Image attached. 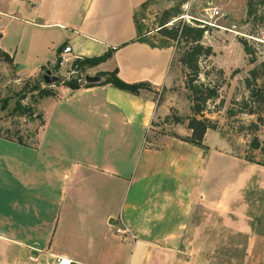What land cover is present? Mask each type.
<instances>
[{
  "label": "crops",
  "instance_id": "0c3cea01",
  "mask_svg": "<svg viewBox=\"0 0 264 264\" xmlns=\"http://www.w3.org/2000/svg\"><path fill=\"white\" fill-rule=\"evenodd\" d=\"M141 1L0 0V49L11 67L19 57L32 73L51 65L63 42L67 60L56 70L64 75L76 56L114 46L87 73L115 68L121 79L148 86L46 84L52 93L41 110L34 105L41 97L33 103L39 123L31 140L0 136V182L7 183L0 184V264H53L55 256L69 264H235L239 234L249 229L235 221V204L256 161L235 153L216 127L202 144L149 135L171 103L168 89L157 94L172 82L174 49L130 40ZM219 1L237 15L244 0ZM227 63H220L225 71Z\"/></svg>",
  "mask_w": 264,
  "mask_h": 264
},
{
  "label": "rangeland",
  "instance_id": "374dc122",
  "mask_svg": "<svg viewBox=\"0 0 264 264\" xmlns=\"http://www.w3.org/2000/svg\"><path fill=\"white\" fill-rule=\"evenodd\" d=\"M209 2L219 9V14L216 16L209 15V10L206 9ZM219 2V0H150L145 7L136 10V19L141 22V30L144 31L146 39L156 45L171 44L174 49L170 65L172 82L168 88L161 89L157 94V98L161 99L163 92L168 89L172 96L171 103L166 113L153 119V127L149 135L155 136L164 132L185 137L192 132L188 123L197 99L193 98L188 87L190 74L188 68H185L179 60L187 44L184 41L179 43L175 39L164 37L156 30L162 9L176 6L177 11L166 22L167 26L179 19L188 21L186 17H181L185 12L211 22L205 23L201 42L211 45L213 53L201 56L199 81L214 88L215 94L206 99L202 111L195 115L201 117L202 114L210 118V121L216 124L214 128L225 137L235 153L246 159L254 158L264 162V102L262 100L264 69L260 65V62H264V0H244L242 5L241 2L237 3V15L233 13V5H223ZM230 4L233 2L231 1ZM188 19L197 21L193 18ZM233 19L237 20L235 24H232ZM6 31L5 38L12 41L13 36H10L12 28L8 26ZM243 40L247 43L249 52L245 51ZM19 59L13 68L0 58V98L7 99L6 106L0 109V135L12 138L18 136L22 141H30L39 118H34L32 115L36 112L33 107L35 90H29L27 87L38 75L41 77V71L50 65H45L44 68L32 73L34 68L25 59L24 62L21 57ZM221 62H228L227 71L220 66ZM254 66L258 67V72L257 75L252 76L249 69ZM67 71L68 73H64L62 77L75 74ZM53 72L59 74L57 70ZM87 72L90 71L85 67L78 74L80 83L84 82L83 74ZM25 82L26 86L23 87ZM60 83L63 84L61 81ZM39 84L46 85L43 79ZM16 99H19L21 105L30 104L32 108L30 113L19 114L16 110L11 111ZM47 104V99L42 97L34 103L38 110ZM31 119H33L32 123L29 121ZM215 142L221 143V140ZM66 153L75 156L76 153L81 152ZM219 160L220 157L217 161ZM248 165L251 167L246 171L251 178H248L249 181L240 189L243 192L235 204L237 207L235 221L241 222L249 229H244L245 231L239 234L241 249L240 251L235 249L231 258L234 259L235 264H264V165L250 161ZM226 174L227 177H231L233 169H226ZM13 186L22 196H29L31 190L20 189L17 184ZM232 232L229 230L223 234L228 237L232 236ZM236 236L238 237L237 234L234 237ZM245 246L248 248L246 250L249 253L248 257Z\"/></svg>",
  "mask_w": 264,
  "mask_h": 264
},
{
  "label": "trees",
  "instance_id": "16d2710c",
  "mask_svg": "<svg viewBox=\"0 0 264 264\" xmlns=\"http://www.w3.org/2000/svg\"><path fill=\"white\" fill-rule=\"evenodd\" d=\"M150 0H143L139 3L138 8L145 7V5ZM137 8V9H138ZM133 10L132 12V20L135 28V33L130 40H141L146 41L147 43L151 45H156L153 42H150L146 39L144 31L141 30V22H138L136 19V10ZM177 11L176 6H170L168 8H163L161 12V16L159 18V22L157 23V32L163 35L167 38L175 39L176 42L184 41L187 44V48L183 50L181 53L179 60L184 65L185 68H188L189 78H188V87L192 92L193 98L197 99V103H194V109H192L193 114L190 115L189 118V127L192 129L191 135L185 136L184 139L196 143V144H202V138L204 135V132L208 127H216V124L214 122L210 121V118L203 116L197 117L195 114L199 113L203 109V103L206 101L207 98L213 96L215 94V89L204 85L202 81H199V72H200V66H199V60L201 56H206L211 53H213L212 46L209 44H203L201 42L202 36L205 31L204 26L195 25L191 22L184 21L179 19L177 22H172L170 26H167L166 22L171 19V15H173ZM63 42L57 47V52L63 47ZM243 46L246 52H249V47L247 43L243 40ZM115 47L109 46L104 51L94 54V55H82V56H76L73 58L70 62V69L75 72V74H71L70 76L62 77L60 81L63 82L64 85L75 88L78 87L80 84L79 81V73L85 69V67L91 66L96 64L99 61L104 60L106 57H108L111 52L113 51ZM0 58L6 62L11 61V57L3 50L0 49ZM60 57L59 55H56L54 62L50 65V68L52 70H56L58 68V61ZM254 58L251 59L253 61ZM260 65L264 69V62H260ZM44 68V65L40 66V69ZM249 72L252 76L257 75L258 67L254 66L251 69H249ZM95 74L101 76V79L98 80V83L101 82H109L113 86H116L121 89H125L130 92H137L139 88L148 87L146 82L143 81H132L128 82L123 79H121L116 74V69L112 68L109 70H96ZM41 77L38 75L37 78L34 79L33 83L30 84L27 88L29 90H35V96L33 100L35 101L37 98L42 97L43 95H48L52 93V90L46 86V85H40L39 82L41 81ZM193 80H196L197 82H192ZM59 81V80H58ZM93 82H86V84H90ZM26 86V82L23 84V87ZM264 90V86H263ZM262 100L264 102V92L262 96ZM7 104V99L5 97L0 98V109L4 108ZM17 111L19 114L24 113H30L32 110L31 105H24L20 104L19 99H16L11 107V111ZM32 113V112H31ZM39 115L38 113L34 114ZM2 136V135H0ZM9 139H13L17 142H22L20 137L16 136L14 138L9 136H3ZM257 145V144H255ZM251 161H256L259 163H263L262 161L256 160L254 158H247Z\"/></svg>",
  "mask_w": 264,
  "mask_h": 264
},
{
  "label": "built area",
  "instance_id": "2783aa9c",
  "mask_svg": "<svg viewBox=\"0 0 264 264\" xmlns=\"http://www.w3.org/2000/svg\"><path fill=\"white\" fill-rule=\"evenodd\" d=\"M206 9L209 10V15L210 16H216L217 14H219V9L216 6H213L211 4H209V6H207ZM183 15L181 17H186L188 22H191L192 24H195V25L204 26L205 23L206 24L207 23L208 24L211 23L210 21L205 20L203 18L194 17L193 15H191V14H189L187 12H185V14H183ZM188 18H193V19H196L197 21L193 22V21L189 20ZM68 50H69V45H67V44L63 45V47L61 48V51L59 52L60 59L58 61V66L62 63V61H66L67 60V56L63 55V53L68 51ZM69 71L73 72V70H71L70 67H69ZM52 72H53V70H52ZM117 230H119V228H117ZM53 264H69V260L67 258H64V257L55 256Z\"/></svg>",
  "mask_w": 264,
  "mask_h": 264
},
{
  "label": "water",
  "instance_id": "95a60500",
  "mask_svg": "<svg viewBox=\"0 0 264 264\" xmlns=\"http://www.w3.org/2000/svg\"><path fill=\"white\" fill-rule=\"evenodd\" d=\"M41 77L44 81L45 84H49L55 81H58L61 79V75L60 74H56L52 72V69L49 67L44 68L41 71ZM83 79L86 82H97L99 80V75L97 74H84L83 75Z\"/></svg>",
  "mask_w": 264,
  "mask_h": 264
}]
</instances>
